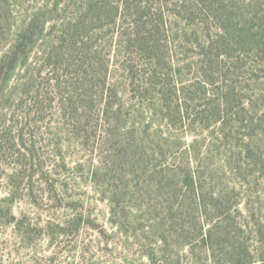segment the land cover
<instances>
[{"label": "trees", "instance_id": "trees-1", "mask_svg": "<svg viewBox=\"0 0 264 264\" xmlns=\"http://www.w3.org/2000/svg\"><path fill=\"white\" fill-rule=\"evenodd\" d=\"M44 118L52 159L33 171L44 153L25 129ZM66 169L105 223L87 202L16 209L21 192L35 206V172ZM0 170V226L20 248L264 264V0H0Z\"/></svg>", "mask_w": 264, "mask_h": 264}, {"label": "rangeland", "instance_id": "rangeland-1", "mask_svg": "<svg viewBox=\"0 0 264 264\" xmlns=\"http://www.w3.org/2000/svg\"><path fill=\"white\" fill-rule=\"evenodd\" d=\"M125 100H128V98L126 97ZM46 126L47 120L44 118L43 121L36 122L35 124L32 123L25 129L26 132L33 131L35 133L33 135L35 145L37 148L41 147L40 150L44 153L39 155V157L36 156L34 159V161L36 160V165H34L33 171H37L38 165H44L47 160L52 159L51 156H48L51 151L50 146H47L49 137L44 133ZM237 127L238 122L236 123V128L233 129L236 130ZM241 129L244 130L245 128L241 127ZM65 152L67 155L66 163L72 167L74 161V158H72L73 154ZM15 161V158H7L4 162L7 166V164L11 165ZM0 172L2 171L0 170ZM46 181L49 183L54 182L56 185L57 183H62L63 190H56L47 196L43 194L41 197L40 190L46 189V185H44ZM32 184L33 192L37 196L36 207L28 203L27 193L20 191L22 199L18 200L16 209L29 210L31 213H35V215H40L41 220H43L50 216L58 218L59 216L69 215L72 211L68 208V205L75 206L77 204L79 206L87 202L92 207L93 215L98 218V221L105 223L107 214L106 204L100 201L98 196L93 193L88 185L87 178H84L77 169L59 170L58 173L46 172V170H43L42 173L39 170L37 173H34ZM1 187L2 184L0 183V194L3 193ZM8 235L9 230L0 226V264H70L72 261L76 263L80 258L78 254H70L68 250L60 251L57 255L52 254L46 247L47 242L45 240L37 242L36 251L34 252L29 249L20 248V246L9 239Z\"/></svg>", "mask_w": 264, "mask_h": 264}]
</instances>
